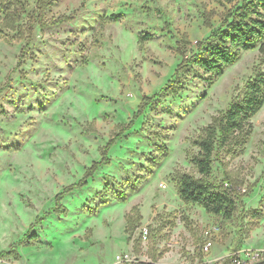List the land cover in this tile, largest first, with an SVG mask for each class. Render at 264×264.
Returning a JSON list of instances; mask_svg holds the SVG:
<instances>
[{"label": "rangeland", "instance_id": "obj_1", "mask_svg": "<svg viewBox=\"0 0 264 264\" xmlns=\"http://www.w3.org/2000/svg\"><path fill=\"white\" fill-rule=\"evenodd\" d=\"M8 1L20 3L13 9L22 3L35 10L43 26L36 27L29 50L36 58L25 62L22 75L12 70L23 42L0 39V87L13 77L0 95V111H7V116L0 112V264H115L123 253L131 255L132 264H230L246 251L264 250V214L250 216L252 210L264 212V107L251 120L253 134L244 153L225 157L224 166L215 162L209 177L231 188L224 182L227 173L236 183L243 202L231 219L185 204L173 181L174 173L199 177L190 162L199 151L194 142L241 94L258 50L243 52L212 83L196 68L178 74L184 93L154 99L138 113L143 99L172 79L179 53L194 51L235 2L0 0V9ZM112 15L120 18L111 22ZM144 33L153 39L143 42ZM81 45L87 49L86 63ZM131 121L126 136L109 151L110 165L84 189L67 195L63 212L53 210L56 194L101 158L117 125ZM156 142H164L169 154L149 171L145 167ZM136 178L141 187L126 202L98 207L96 193L105 183ZM135 206L142 220L129 239L126 216ZM37 218L43 220L32 232L39 240L21 243ZM212 226L220 232L205 253L204 231Z\"/></svg>", "mask_w": 264, "mask_h": 264}, {"label": "trees", "instance_id": "obj_2", "mask_svg": "<svg viewBox=\"0 0 264 264\" xmlns=\"http://www.w3.org/2000/svg\"><path fill=\"white\" fill-rule=\"evenodd\" d=\"M8 2L1 4L0 39L10 45L15 42H23L16 66L12 70V72L22 75L25 62L28 59L36 58L34 54L29 53V50L35 37L36 27L39 26L42 30L43 24L40 21V15L35 10H29L22 3L19 5V10L18 7L13 9L20 3ZM229 2L235 3L224 14L220 25L212 29L206 38L198 41L195 50L189 55L186 54V51L179 53L181 61L177 65L172 79L153 96L145 97L138 112L139 114L143 113L154 99L178 96L182 92L184 93L185 86L177 84L178 74L196 68L202 74L210 76L209 83H212V79L223 76L227 67L237 63L243 52L258 50V62L254 65L253 74L245 82L241 94L233 98L219 115L213 117L212 122L203 129L202 135L194 142L199 151L190 158V162L199 177L189 173L173 174L176 192L182 202L197 205L207 213L223 216L225 219H231L234 216L238 204L243 202L242 197L237 194L236 183H233L230 174L225 173L224 182L230 183L231 188L224 187V184H216L209 177L213 173L215 162L224 166L225 157H236L244 153L246 144L253 134L251 120L264 107V0H229ZM12 4L16 6L14 5L12 8ZM39 5L38 7H40ZM119 18V15H112L109 21L113 22ZM101 29L99 37L102 34ZM99 37H96V43H100ZM140 38L143 42H147L153 39V35L144 33ZM183 41L190 44L188 38ZM80 51L82 63H86V46L81 45ZM12 80V74L8 75L6 84L0 87V95L10 87ZM0 112L7 116L6 110ZM132 124L131 121L127 125H117V132L101 149V158L94 161L79 180L64 187L56 194L53 210L58 213L63 212L65 210L64 198L75 191L84 189L102 167L110 165L109 151L126 136ZM153 146L156 148L155 153H151V157L147 161L148 167H145L149 171L157 168L169 154V149L164 142L153 143ZM141 183L142 181L138 178L128 179L122 183L112 179L111 182L105 183L101 191L96 193L100 200L98 207L109 205L112 202H126L139 191ZM97 209L93 211V215L96 214ZM263 214V209H256L251 211L250 216L252 219H260ZM40 220L43 219L37 218L30 226L23 235L21 243L32 244L39 240L40 236L32 232V229ZM141 220L142 216L138 207H133L126 216L125 233L129 239L132 238ZM136 244H134L135 247ZM14 252L15 250L12 249L11 253ZM137 263L157 264L156 261Z\"/></svg>", "mask_w": 264, "mask_h": 264}, {"label": "built area", "instance_id": "obj_3", "mask_svg": "<svg viewBox=\"0 0 264 264\" xmlns=\"http://www.w3.org/2000/svg\"><path fill=\"white\" fill-rule=\"evenodd\" d=\"M220 232L219 227L212 226L209 229L204 231V245L203 251L205 253L210 252L211 248L213 247L214 241L213 237L215 234ZM141 234L144 240L148 239L149 229L147 226L142 227ZM260 261H264V250L262 251H246L245 255L242 256L241 254L234 257L230 264H255ZM134 262L133 258L128 253H123L116 256L115 264H132Z\"/></svg>", "mask_w": 264, "mask_h": 264}, {"label": "water", "instance_id": "obj_4", "mask_svg": "<svg viewBox=\"0 0 264 264\" xmlns=\"http://www.w3.org/2000/svg\"><path fill=\"white\" fill-rule=\"evenodd\" d=\"M255 264H264V261H260V262L255 263Z\"/></svg>", "mask_w": 264, "mask_h": 264}]
</instances>
